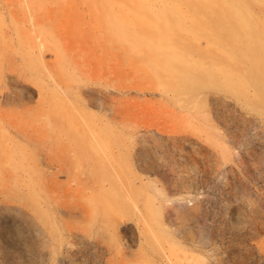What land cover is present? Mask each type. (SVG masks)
I'll return each instance as SVG.
<instances>
[{"label":"rangeland","instance_id":"1","mask_svg":"<svg viewBox=\"0 0 264 264\" xmlns=\"http://www.w3.org/2000/svg\"><path fill=\"white\" fill-rule=\"evenodd\" d=\"M101 1L0 0V264H264V55L150 72L154 26H110L136 6ZM52 88L97 115L102 148Z\"/></svg>","mask_w":264,"mask_h":264},{"label":"bare ground","instance_id":"2","mask_svg":"<svg viewBox=\"0 0 264 264\" xmlns=\"http://www.w3.org/2000/svg\"><path fill=\"white\" fill-rule=\"evenodd\" d=\"M114 1L136 6V8L122 10L121 14L111 15L101 12L99 17L107 19L110 22V26H118L117 24H123V21L126 22L129 19L138 22L145 21L154 26L150 34L145 32L152 40V45L148 49L154 56L158 57V62L154 64L150 62V72L162 70L165 63L162 54H169L167 56H171L176 61L169 66L171 78H176L177 80H179L178 78H183L184 80L186 71L196 69L199 72L201 71L202 79L207 80L209 77L205 76L204 73L212 72L211 70L219 71L223 69V65L211 64L206 61L215 58L223 61H228L229 57L242 58L246 50L257 56L264 55V0H159L157 5H152L150 0H104L101 3L103 5H111ZM183 1L188 4H179V2ZM143 6L149 7L153 11V15L143 13L140 10ZM78 18L77 16L74 17L75 20ZM91 18L95 21L94 16H91ZM95 24L94 33L101 32L102 34L113 35V39L118 40L109 42L123 46L122 36L114 28L101 31V24L99 25L97 21ZM137 33L144 35L142 32ZM82 40L85 41L74 43L88 45V41L91 38L88 37ZM99 40L96 37L93 43L95 45L100 44ZM201 43L204 44L203 48L199 46ZM135 44L143 43L136 40L131 43V46ZM234 47L237 50H233L232 48ZM195 56H197V59L193 60L192 58ZM95 67L93 66L92 68L96 72L98 69ZM98 72L107 77L109 76L112 80L117 79L121 75L126 79L131 78L130 80H134L130 71L123 73L118 70L116 64H112L107 69L102 66ZM152 75L148 72L145 77L151 80ZM185 83L190 85L187 80ZM46 96L50 98L48 99L49 101L54 100V107L60 110L58 113L59 118L64 120L67 118L84 120L86 125L90 121L91 126L88 124V129L78 130L82 134L83 132L91 134V140L87 143L92 147L96 145L102 148L101 138H99L98 131L94 128V122L97 121V115L94 112L74 103L65 94H61L54 88L45 90L43 97L46 99ZM127 108L137 113L140 106L135 103H129ZM67 112L69 113L67 114ZM110 132L115 133L114 130H110L108 133Z\"/></svg>","mask_w":264,"mask_h":264}]
</instances>
